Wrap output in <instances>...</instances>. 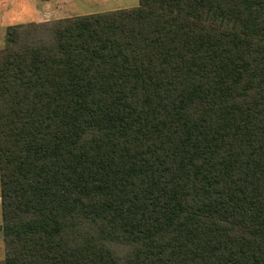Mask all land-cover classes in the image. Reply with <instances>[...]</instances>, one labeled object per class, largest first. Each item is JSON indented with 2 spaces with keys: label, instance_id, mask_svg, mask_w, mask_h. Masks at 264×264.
I'll list each match as a JSON object with an SVG mask.
<instances>
[{
  "label": "trees",
  "instance_id": "16d2710c",
  "mask_svg": "<svg viewBox=\"0 0 264 264\" xmlns=\"http://www.w3.org/2000/svg\"><path fill=\"white\" fill-rule=\"evenodd\" d=\"M6 35L0 264H264V0Z\"/></svg>",
  "mask_w": 264,
  "mask_h": 264
},
{
  "label": "crops",
  "instance_id": "0c3cea01",
  "mask_svg": "<svg viewBox=\"0 0 264 264\" xmlns=\"http://www.w3.org/2000/svg\"><path fill=\"white\" fill-rule=\"evenodd\" d=\"M136 3L137 0H0V32L5 33L8 27L19 23L79 18L131 9Z\"/></svg>",
  "mask_w": 264,
  "mask_h": 264
},
{
  "label": "rangeland",
  "instance_id": "374dc122",
  "mask_svg": "<svg viewBox=\"0 0 264 264\" xmlns=\"http://www.w3.org/2000/svg\"><path fill=\"white\" fill-rule=\"evenodd\" d=\"M136 5L137 6L139 5V0H137ZM136 5H133V6L137 7ZM135 7H133V8H135ZM21 22H25V21H21ZM19 24H21V23H19ZM6 34H7V31L5 33L0 32V49L6 44V38H7ZM0 219H1V209H0ZM4 258H5L4 242H3L2 232L0 231V260H3Z\"/></svg>",
  "mask_w": 264,
  "mask_h": 264
}]
</instances>
